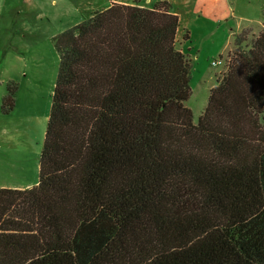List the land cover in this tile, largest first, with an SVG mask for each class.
<instances>
[{"label": "trees", "instance_id": "obj_1", "mask_svg": "<svg viewBox=\"0 0 264 264\" xmlns=\"http://www.w3.org/2000/svg\"><path fill=\"white\" fill-rule=\"evenodd\" d=\"M138 1L54 37L38 179L0 187V264H264V30L237 35L194 123L178 17Z\"/></svg>", "mask_w": 264, "mask_h": 264}, {"label": "rangeland", "instance_id": "obj_2", "mask_svg": "<svg viewBox=\"0 0 264 264\" xmlns=\"http://www.w3.org/2000/svg\"><path fill=\"white\" fill-rule=\"evenodd\" d=\"M154 1L138 2L150 5ZM169 1L176 4L175 10H183L185 18L197 15L185 13L194 0ZM108 4L109 0H0V187L25 188L35 185L38 179L39 155L58 68L54 37ZM199 23L202 29L191 26V42L199 52L189 58L191 93L185 101L194 123L205 108L209 86L226 69V63L211 66L210 60L220 56L226 62L239 33L245 34L242 45H248L264 30L243 27L233 35L228 49L217 55L219 43L224 40L220 18L208 11ZM8 89L13 91L14 104L9 112L2 113L1 101Z\"/></svg>", "mask_w": 264, "mask_h": 264}, {"label": "crops", "instance_id": "obj_3", "mask_svg": "<svg viewBox=\"0 0 264 264\" xmlns=\"http://www.w3.org/2000/svg\"><path fill=\"white\" fill-rule=\"evenodd\" d=\"M157 1L159 0H155L152 3L150 2V5L138 2V5L151 7ZM166 1L170 5V11L178 17L176 44L179 39V48L187 53L189 58L193 56L194 52H199L196 44L191 42L192 33L194 31L191 29V26L202 29L203 26L199 22L208 11H211V13L220 18L221 31L224 34V40L221 41V44L219 43V47L216 50L217 55H222L223 52L228 49L233 35L238 33L243 27L250 26L254 29H264V0H235L233 2L232 0H194L190 9L185 10V13H187L186 16L194 13L197 14L196 16H191V19H187L183 16V10H175L174 7L176 4L174 2L169 0ZM110 2L131 3L130 0H109V3ZM198 2H200V5H197L199 4ZM207 18L206 16V20H209ZM183 35H186L187 38L184 39L182 37ZM213 85L214 84H211L209 89Z\"/></svg>", "mask_w": 264, "mask_h": 264}, {"label": "built area", "instance_id": "obj_4", "mask_svg": "<svg viewBox=\"0 0 264 264\" xmlns=\"http://www.w3.org/2000/svg\"><path fill=\"white\" fill-rule=\"evenodd\" d=\"M224 64H225L224 59L219 57V56L217 58H215V59H211L210 60V65L211 66H218V65H224Z\"/></svg>", "mask_w": 264, "mask_h": 264}]
</instances>
